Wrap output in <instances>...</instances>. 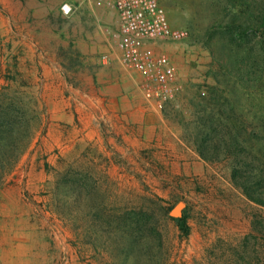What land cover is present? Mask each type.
<instances>
[{
  "label": "rangeland",
  "instance_id": "obj_1",
  "mask_svg": "<svg viewBox=\"0 0 264 264\" xmlns=\"http://www.w3.org/2000/svg\"><path fill=\"white\" fill-rule=\"evenodd\" d=\"M239 1L161 0L170 25L188 31L153 45L176 72L164 119L200 162L186 174L158 147L125 146L103 122L101 143L73 139L45 152L44 66H68L114 9L103 0H0V110L16 116L22 107L35 129L0 185V264H264V207L232 183L222 153L206 162L194 147V104L209 101L207 110L242 128L248 152L264 155V53L253 34L233 51L223 28ZM251 1L247 11L259 13L264 0ZM140 211L149 223L138 233ZM183 214L181 237L171 217Z\"/></svg>",
  "mask_w": 264,
  "mask_h": 264
},
{
  "label": "crops",
  "instance_id": "obj_2",
  "mask_svg": "<svg viewBox=\"0 0 264 264\" xmlns=\"http://www.w3.org/2000/svg\"><path fill=\"white\" fill-rule=\"evenodd\" d=\"M109 12L113 14L112 22L86 35L87 41L77 45L72 59L76 77L66 75L61 60L44 66L41 87L46 96L47 122L41 147L46 152L73 139L101 143L106 138L100 125L103 122L133 151L158 147L170 156L172 167L180 163L187 174L190 163L193 167L200 164L198 156L169 129L162 112L165 105L143 96L142 75L122 63L115 36L118 17L115 10ZM161 44L153 43L158 48L165 46ZM102 53L105 55L100 57ZM175 159L180 161L176 163Z\"/></svg>",
  "mask_w": 264,
  "mask_h": 264
},
{
  "label": "trees",
  "instance_id": "obj_3",
  "mask_svg": "<svg viewBox=\"0 0 264 264\" xmlns=\"http://www.w3.org/2000/svg\"><path fill=\"white\" fill-rule=\"evenodd\" d=\"M251 0H240L238 5H232L227 21L223 23V28L233 51H240L244 44H247L250 34L258 37L259 51L264 53V1L260 2V11L250 14L247 9L252 6ZM255 3V7H256ZM259 5V4H258ZM255 7H253L255 9ZM250 48H247V51ZM74 61L70 60L71 67ZM213 85L208 86L212 88ZM209 101L194 104L201 114L197 116L199 129L196 133L194 147L197 154L206 162H214L220 159L222 153L229 162L230 179L237 186L242 194L251 202L264 207V155L262 157L246 150L247 139L242 137V128L235 125L227 115L223 116L215 113L207 107ZM217 101H214V105ZM199 106L200 109H199ZM12 107V106H11ZM199 109V110H198ZM16 116L0 110V185L8 173L13 170L19 156L28 146L34 135L32 128V116L22 107H13ZM204 127L209 132L201 130ZM257 133L264 129L257 128ZM213 133V135H211ZM134 220L135 232H142L149 223V215L140 211ZM178 228L179 236H187L189 227L187 217L172 218ZM157 233V228H153ZM158 235V234H157ZM160 236V235H158Z\"/></svg>",
  "mask_w": 264,
  "mask_h": 264
},
{
  "label": "built area",
  "instance_id": "obj_4",
  "mask_svg": "<svg viewBox=\"0 0 264 264\" xmlns=\"http://www.w3.org/2000/svg\"><path fill=\"white\" fill-rule=\"evenodd\" d=\"M118 17L115 32L124 66L143 77V96L157 105H165L172 97L176 72L171 59L156 52L153 43L180 42L187 38L185 28L170 25L161 0H103Z\"/></svg>",
  "mask_w": 264,
  "mask_h": 264
},
{
  "label": "water",
  "instance_id": "obj_5",
  "mask_svg": "<svg viewBox=\"0 0 264 264\" xmlns=\"http://www.w3.org/2000/svg\"><path fill=\"white\" fill-rule=\"evenodd\" d=\"M176 213V211H173V214H175Z\"/></svg>",
  "mask_w": 264,
  "mask_h": 264
}]
</instances>
